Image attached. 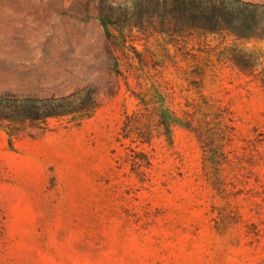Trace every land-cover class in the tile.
Listing matches in <instances>:
<instances>
[{
	"label": "rangeland",
	"instance_id": "obj_1",
	"mask_svg": "<svg viewBox=\"0 0 264 264\" xmlns=\"http://www.w3.org/2000/svg\"><path fill=\"white\" fill-rule=\"evenodd\" d=\"M199 1L0 0V264H264V0ZM157 89L228 110L215 163L118 140Z\"/></svg>",
	"mask_w": 264,
	"mask_h": 264
},
{
	"label": "trees",
	"instance_id": "obj_2",
	"mask_svg": "<svg viewBox=\"0 0 264 264\" xmlns=\"http://www.w3.org/2000/svg\"><path fill=\"white\" fill-rule=\"evenodd\" d=\"M179 1L197 3L199 0H173L169 5L165 3V0H138V3L141 6L143 3H150L154 4L155 7L168 8V14L163 17L165 19L161 23L170 28L168 24L173 23L174 26H177L176 24L183 20L187 14ZM210 3L216 5L215 0L210 1ZM190 17L193 21L206 23H215L216 19L219 18L213 11L208 12L205 9L196 10V14L190 15ZM155 92L157 93L156 102L142 103L141 101L139 103L140 108L138 106L133 114L125 116L118 140H126L139 146H150L155 137H162L171 146L172 129L180 127L190 132L197 139L204 153V162L209 160L208 162L215 163L224 144L234 132L228 110L222 109L216 103L202 97V104L193 107L192 113H186L183 119H180L170 110V105L163 92L160 89ZM143 160L146 164L144 168L148 169L150 166L148 157L143 155ZM134 165L139 166L137 162H134Z\"/></svg>",
	"mask_w": 264,
	"mask_h": 264
}]
</instances>
